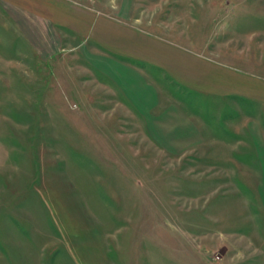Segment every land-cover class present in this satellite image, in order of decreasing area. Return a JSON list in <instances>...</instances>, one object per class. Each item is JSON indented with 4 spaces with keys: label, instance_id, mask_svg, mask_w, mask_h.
<instances>
[{
    "label": "rangeland",
    "instance_id": "rangeland-1",
    "mask_svg": "<svg viewBox=\"0 0 264 264\" xmlns=\"http://www.w3.org/2000/svg\"><path fill=\"white\" fill-rule=\"evenodd\" d=\"M67 1L251 82L40 56L0 0V264H264V0Z\"/></svg>",
    "mask_w": 264,
    "mask_h": 264
},
{
    "label": "crops",
    "instance_id": "crops-1",
    "mask_svg": "<svg viewBox=\"0 0 264 264\" xmlns=\"http://www.w3.org/2000/svg\"><path fill=\"white\" fill-rule=\"evenodd\" d=\"M4 1L8 2V0ZM10 1L13 3L5 4L4 8L15 20L20 32L25 35V40L31 49L37 51L40 56H48L57 48L60 29H72L84 33L91 42L112 54L124 55L146 63L156 62L178 79L211 92H223L226 88L231 89V82H251L246 75H231L230 72L221 70L219 67L211 66L209 63L205 64L204 61L193 57L188 52L177 51L169 44L156 41L153 37L139 32L115 18L96 14L71 1ZM14 1L19 3L15 4ZM144 45L146 49H144ZM103 56L110 62L105 60L107 64L111 65L108 70L111 71V74L116 71L115 77H117V71L125 65L109 53ZM129 70L133 71V69ZM239 86L245 87L243 84ZM258 86L259 97L264 99V90H262L264 83ZM248 93L251 94V90H248Z\"/></svg>",
    "mask_w": 264,
    "mask_h": 264
}]
</instances>
